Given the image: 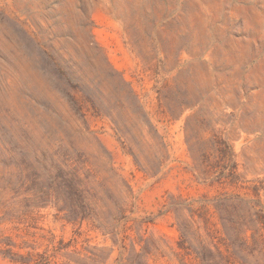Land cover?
<instances>
[{"label":"rangeland","instance_id":"obj_1","mask_svg":"<svg viewBox=\"0 0 264 264\" xmlns=\"http://www.w3.org/2000/svg\"><path fill=\"white\" fill-rule=\"evenodd\" d=\"M0 264H264V0H0Z\"/></svg>","mask_w":264,"mask_h":264}]
</instances>
